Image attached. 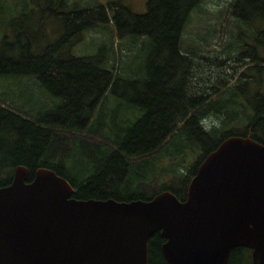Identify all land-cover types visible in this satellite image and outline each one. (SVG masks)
I'll use <instances>...</instances> for the list:
<instances>
[{"label":"trees","instance_id":"16d2710c","mask_svg":"<svg viewBox=\"0 0 264 264\" xmlns=\"http://www.w3.org/2000/svg\"><path fill=\"white\" fill-rule=\"evenodd\" d=\"M61 1L66 12H55L64 20L56 41L36 50L35 23L22 12L14 39L0 42V75L33 77L59 99L53 109L28 115L0 95V187L24 165L28 180L41 167L53 169L78 199L150 200L169 190L184 200L201 162L225 139L251 136L264 144V0L233 1L232 14L251 26L256 42L240 44L234 57L181 51L183 31L202 0H148L143 14L119 1L82 10ZM107 22L120 36L148 38L138 80H126L116 63L107 67L104 48L66 54L82 33ZM125 80L132 87L117 92ZM109 92L129 98L136 114L124 120L114 114L110 125ZM165 241L160 232L149 238V264H169ZM226 264H252L249 248H234Z\"/></svg>","mask_w":264,"mask_h":264},{"label":"water","instance_id":"95a60500","mask_svg":"<svg viewBox=\"0 0 264 264\" xmlns=\"http://www.w3.org/2000/svg\"><path fill=\"white\" fill-rule=\"evenodd\" d=\"M16 166L0 187V264H149L160 232L169 264H226L234 248L264 264V144L225 139L201 162L184 200L78 199L53 169Z\"/></svg>","mask_w":264,"mask_h":264},{"label":"rangeland","instance_id":"374dc122","mask_svg":"<svg viewBox=\"0 0 264 264\" xmlns=\"http://www.w3.org/2000/svg\"><path fill=\"white\" fill-rule=\"evenodd\" d=\"M119 1L123 6L129 7L134 13L143 14L147 11L148 0H68L70 6L82 10L85 7L95 6L98 3ZM234 0H202L192 10L188 25L183 31L180 48L183 53H201L232 57L237 55L240 44H256L249 37L251 26L241 22L232 14ZM61 0H0V42L12 41L15 32L23 21H15L21 13H28L32 17L35 36L40 41V50L46 44L56 41L63 30L64 20L55 12L63 11L58 7ZM28 8V9H27ZM33 13H31V9ZM68 9V10H69ZM67 10V11H68ZM112 23L90 29L82 33L72 45L65 49L66 54L75 56L94 55L101 48L109 53L106 66L116 63L124 74L126 80H138L142 76L143 59L146 55V36L125 37L115 31ZM8 36L7 38H4ZM234 48L229 50V46ZM195 51V52H193ZM259 54L264 57V48H259ZM118 84L117 92L129 91L132 84L127 81ZM255 88V87H254ZM0 95L9 104L24 114L36 115L38 112L49 111L54 108L59 99L48 93L33 77L13 75H0ZM107 121L112 124L114 114H119L124 120L133 117L136 111L131 107V100L118 93L109 92L108 102L104 108ZM192 160L193 156L190 155ZM169 161V157L165 158Z\"/></svg>","mask_w":264,"mask_h":264},{"label":"flooded vegetation","instance_id":"af4514ba","mask_svg":"<svg viewBox=\"0 0 264 264\" xmlns=\"http://www.w3.org/2000/svg\"><path fill=\"white\" fill-rule=\"evenodd\" d=\"M249 251L251 252V260H252V264H261L260 262H255V261L253 260V258H252V250L249 249Z\"/></svg>","mask_w":264,"mask_h":264}]
</instances>
